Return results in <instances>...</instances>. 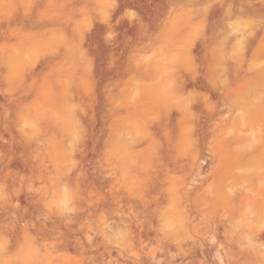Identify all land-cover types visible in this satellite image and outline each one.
I'll return each instance as SVG.
<instances>
[{
  "label": "rangeland",
  "instance_id": "obj_1",
  "mask_svg": "<svg viewBox=\"0 0 264 264\" xmlns=\"http://www.w3.org/2000/svg\"><path fill=\"white\" fill-rule=\"evenodd\" d=\"M0 264H264V0H0Z\"/></svg>",
  "mask_w": 264,
  "mask_h": 264
}]
</instances>
